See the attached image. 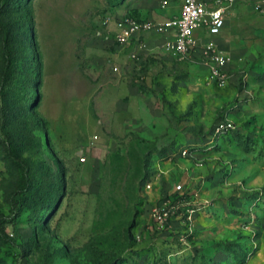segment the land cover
Segmentation results:
<instances>
[{
	"label": "rangeland",
	"instance_id": "1",
	"mask_svg": "<svg viewBox=\"0 0 264 264\" xmlns=\"http://www.w3.org/2000/svg\"><path fill=\"white\" fill-rule=\"evenodd\" d=\"M182 2L0 0V231L15 241L0 264H264V30L215 41L223 79L199 51L147 50L156 32L133 52L116 42L127 18L163 23ZM247 2L264 25V0ZM132 64L161 125L135 136L114 70L132 80Z\"/></svg>",
	"mask_w": 264,
	"mask_h": 264
},
{
	"label": "built area",
	"instance_id": "2",
	"mask_svg": "<svg viewBox=\"0 0 264 264\" xmlns=\"http://www.w3.org/2000/svg\"><path fill=\"white\" fill-rule=\"evenodd\" d=\"M237 0H183L179 15L169 18L163 23L148 20L144 22L127 18L121 25L116 36V42L121 46H130L139 41L145 34L158 33L160 35H172V40H166L164 47L171 50L178 57L185 58L196 52H201L208 61L216 63L212 67L214 77L223 79L224 60L219 55L214 37L219 36L226 26V16ZM198 31L207 32L209 39L204 45L196 35ZM136 53L131 54V59L136 60ZM115 72L120 73L118 67ZM80 162H86L84 156ZM181 189V187H179ZM156 223L163 224L169 216L168 211L155 209L152 213Z\"/></svg>",
	"mask_w": 264,
	"mask_h": 264
},
{
	"label": "crops",
	"instance_id": "3",
	"mask_svg": "<svg viewBox=\"0 0 264 264\" xmlns=\"http://www.w3.org/2000/svg\"><path fill=\"white\" fill-rule=\"evenodd\" d=\"M208 1L213 2V0ZM250 1V6H254L255 3L252 2L253 0ZM248 3L249 2H247V0H239L235 3L234 7L230 9L231 11H234L233 17L231 18H229L231 11H228L226 16V26L219 36L214 37L216 41H240L242 37L247 40L254 41L253 39H255L258 35L259 30H264V25L262 24L263 22L251 23V19L245 18L246 12L249 9ZM240 24L243 25L242 28H239ZM196 35L201 45H204L210 38L207 32L204 31H198ZM143 37L144 40H148L150 36L143 35ZM172 39V35H167L164 38V40ZM137 42L138 41L132 43V52L138 47ZM165 42L166 41H145V43L149 44V46L146 47L148 48L147 50H161V47H164ZM138 74V69L133 64L132 80L123 76V73L120 71V80L117 87V110L122 121L127 122L129 127L134 131V134H132L134 136L135 132L140 134L152 133L159 130L161 126L159 122L160 116L155 111V106L147 89L143 87L144 80L140 81ZM85 136L87 140H91L92 130H87ZM80 156H82L81 153Z\"/></svg>",
	"mask_w": 264,
	"mask_h": 264
},
{
	"label": "trees",
	"instance_id": "4",
	"mask_svg": "<svg viewBox=\"0 0 264 264\" xmlns=\"http://www.w3.org/2000/svg\"><path fill=\"white\" fill-rule=\"evenodd\" d=\"M4 34H5V58H6V65H5V69H4V83L6 82L7 78L10 76L11 72H12V68H13V61H14V57L13 55H11L10 53V48L12 46V41L11 38L9 36V31L8 29H4ZM5 125V114H4V109L3 107L0 105V138H3V127ZM45 142L46 144L48 143L46 138H45ZM26 169V176H25V181L27 183V188L26 189H22V190H18L13 194L12 200H11V207H12V212L14 214L15 219L19 218L21 215L22 210L24 209V201L26 199V197L28 196V193L30 191V187H31V182L30 179L27 175L28 172V168L25 167ZM0 239L6 243V244H15L14 240L7 235V233L4 231H0Z\"/></svg>",
	"mask_w": 264,
	"mask_h": 264
}]
</instances>
